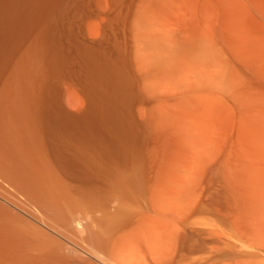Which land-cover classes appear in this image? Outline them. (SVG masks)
<instances>
[{
  "label": "bare ground",
  "instance_id": "obj_1",
  "mask_svg": "<svg viewBox=\"0 0 264 264\" xmlns=\"http://www.w3.org/2000/svg\"><path fill=\"white\" fill-rule=\"evenodd\" d=\"M0 264H264V0H0Z\"/></svg>",
  "mask_w": 264,
  "mask_h": 264
}]
</instances>
